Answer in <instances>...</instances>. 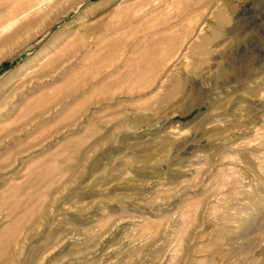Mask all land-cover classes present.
Wrapping results in <instances>:
<instances>
[{
  "label": "rangeland",
  "instance_id": "obj_1",
  "mask_svg": "<svg viewBox=\"0 0 264 264\" xmlns=\"http://www.w3.org/2000/svg\"><path fill=\"white\" fill-rule=\"evenodd\" d=\"M0 104V264H264V0H0Z\"/></svg>",
  "mask_w": 264,
  "mask_h": 264
},
{
  "label": "bare ground",
  "instance_id": "obj_2",
  "mask_svg": "<svg viewBox=\"0 0 264 264\" xmlns=\"http://www.w3.org/2000/svg\"><path fill=\"white\" fill-rule=\"evenodd\" d=\"M50 1H51V0H50ZM52 1H54V0H52ZM32 12H33V11H29V12H27L23 17L28 16V15H29L30 13H32ZM86 17H87V16L85 15L84 18H86ZM57 18H58V17H57ZM18 19H19V18H18ZM16 20H17V19H16ZM11 24H13V23H11ZM45 25H46V24H45ZM45 25H43V26H45ZM10 26H11V25H10ZM10 26H9V27H10ZM46 26H48V24H47ZM42 29L44 30L45 28L43 27ZM39 32H41V31H39ZM125 44H126V43H125ZM58 45H59V44H56V45L52 48V50L54 51L55 47L58 46ZM125 47H126V46H125ZM122 48H123V47H122ZM126 48H127V47H126ZM52 50H49L48 52L51 53ZM48 52H47V53H48ZM50 53H49V54H50ZM43 56H45V54H44ZM43 56H42V57H43ZM65 57H66V56H65ZM45 58H46V57H45ZM64 60H66V59H64ZM64 60H63V61H64ZM60 63H61V62H60ZM64 63H65V62H64ZM58 67H59V66H58ZM27 69H28V68H27ZM21 71H22V70H21ZM23 72H24V71H23ZM24 73H25V72H24ZM30 74H31V73H30ZM23 75H24V74H23ZM23 75H22V76H23ZM20 76H21V75H20ZM16 78H19V75H17ZM16 78H15V79H16ZM19 80H20V79H19ZM25 81H26V80H25ZM28 81H29V80H28ZM22 82H23V81H22ZM26 82H27V81H26ZM19 85H20V84H19ZM21 86H22V84H21ZM21 86H19V87H21ZM15 87H16V86H15ZM17 88H18V87H17ZM14 89H15V88H14ZM11 91H12V90H11ZM7 97H9V94L7 95ZM7 97H5L4 99H2L1 101L4 100V102H5V100L7 99ZM4 102H3V104H5ZM1 103H2V102H1ZM7 103H11V102L9 101V102H7ZM0 105H1V104H0ZM5 106H6V105H5ZM2 107H3V106H2ZM0 109H1V108H0ZM0 112H2V110H1ZM8 117H9V116H7V117L2 116V117H0V121L5 120V119H7ZM3 122H4V121H3ZM1 123H2V122H1Z\"/></svg>",
  "mask_w": 264,
  "mask_h": 264
}]
</instances>
